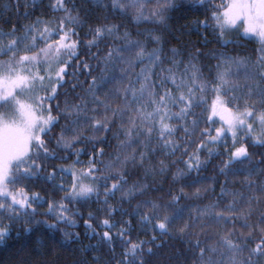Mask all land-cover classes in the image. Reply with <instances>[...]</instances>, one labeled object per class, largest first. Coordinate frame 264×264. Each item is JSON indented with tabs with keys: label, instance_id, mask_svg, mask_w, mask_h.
<instances>
[{
	"label": "snow or ice",
	"instance_id": "snow-or-ice-1",
	"mask_svg": "<svg viewBox=\"0 0 264 264\" xmlns=\"http://www.w3.org/2000/svg\"><path fill=\"white\" fill-rule=\"evenodd\" d=\"M184 7L16 0L0 17V245L43 228L70 247L79 217L96 241L79 251L106 246L104 264H155L165 237L192 264H264V0H189L204 18L181 30L207 52L172 44Z\"/></svg>",
	"mask_w": 264,
	"mask_h": 264
},
{
	"label": "trees",
	"instance_id": "trees-1",
	"mask_svg": "<svg viewBox=\"0 0 264 264\" xmlns=\"http://www.w3.org/2000/svg\"><path fill=\"white\" fill-rule=\"evenodd\" d=\"M16 0H0V17L11 18L13 22L16 21V8H15ZM181 2L185 5L180 11L173 13V21L172 26L176 29V36L179 39H173L172 44L181 48L182 51H193L197 48L207 52L210 49L217 48L216 44H208L207 46L203 43V36L199 35L195 29L184 28L181 30V25L187 23V21L193 20L197 17L203 19L204 16L200 11H189V0H181ZM228 0H215L216 4L227 3ZM20 11H23L21 7ZM27 22V21H22ZM125 23L128 24L130 30L133 31V35H135V25L128 23L125 20ZM5 26L2 21H0V27ZM141 27H151V25H142ZM243 47H237L236 52L240 55H252L253 49H259L260 43L257 39L246 38L242 41ZM171 46V45H170ZM231 51V47L229 48ZM0 59H6V57H0ZM201 63L203 64H212L216 63L215 60H208L207 58H201ZM139 71V68L136 69ZM207 73V69H205ZM83 79V78H81ZM111 139V138H110ZM112 147L104 146L108 152H112L115 147V141H112ZM85 159V157H81ZM108 159V157H105ZM71 163V161H68ZM219 163V160H213V164ZM209 174H211V170H209ZM241 177L237 176L233 179H240ZM223 179V177H221ZM236 187H240V185H236ZM37 191H41V195H46L40 189ZM218 191V189H217ZM114 203V202H113ZM46 205L44 208L40 209L41 211L46 210ZM80 210L82 212L87 213V211L95 210L98 205L92 204L89 207L85 208L82 206ZM102 217V213H98ZM85 219L87 216L85 215ZM37 219H44V217H37ZM78 220V226L76 228H68L66 225H61L62 229L67 231H76L81 234V242L71 245L70 247H60L58 241L62 239L61 233H55V239H49L51 235L47 229H41L40 232H34L28 235L21 234L20 236L16 235V232H13V238L7 241V246L0 245V264H76L78 260H86L88 264H104V259H107V248L103 247L100 251L96 252H84L82 253L79 249L83 245H87L89 243H95V240H89L84 236L85 228L83 226L82 221H80L79 217H76ZM119 219V217H117ZM237 227H241V225H237ZM20 225H16V229L19 230ZM246 231V229H245ZM145 238V237H141ZM202 241H204V237H201ZM165 245L162 248L155 249L156 256L152 259L155 261V264H192L190 259V253L187 251V245L183 244L180 240H172L169 237H165ZM208 243H215L214 240H208ZM27 246L26 248L24 246ZM117 254H119L120 249L117 248ZM103 253V259L100 261H95L93 257L101 255ZM246 255V253H245ZM219 258V257H217ZM225 264L228 261V255L226 254L223 257Z\"/></svg>",
	"mask_w": 264,
	"mask_h": 264
},
{
	"label": "rangeland",
	"instance_id": "rangeland-1",
	"mask_svg": "<svg viewBox=\"0 0 264 264\" xmlns=\"http://www.w3.org/2000/svg\"><path fill=\"white\" fill-rule=\"evenodd\" d=\"M249 38H252V39H257L258 40V38L257 37H255V36H251V37H249ZM259 41V40H258Z\"/></svg>",
	"mask_w": 264,
	"mask_h": 264
}]
</instances>
